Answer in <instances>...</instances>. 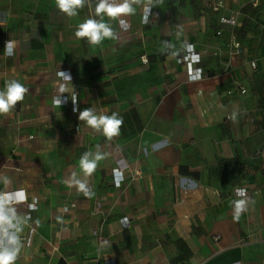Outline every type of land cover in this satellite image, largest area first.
<instances>
[{
    "label": "crops",
    "instance_id": "1",
    "mask_svg": "<svg viewBox=\"0 0 264 264\" xmlns=\"http://www.w3.org/2000/svg\"><path fill=\"white\" fill-rule=\"evenodd\" d=\"M251 1L225 0L217 13L201 0L134 5L105 16L115 38L93 46L75 31L99 19L95 0L73 17L55 0H0V90L10 79L29 90L0 114V176L10 179L0 191L36 200L32 211L14 205L27 217L15 264H264V0ZM234 11L242 52L228 56L230 28L218 21ZM187 45L198 81L178 61ZM234 80L245 94H226ZM86 107L119 112L120 134L80 122L74 109ZM86 151L105 154L90 196L68 183ZM237 188L249 200L238 219Z\"/></svg>",
    "mask_w": 264,
    "mask_h": 264
},
{
    "label": "clouds",
    "instance_id": "2",
    "mask_svg": "<svg viewBox=\"0 0 264 264\" xmlns=\"http://www.w3.org/2000/svg\"><path fill=\"white\" fill-rule=\"evenodd\" d=\"M88 3L90 0H55L57 10L68 17L78 15V10ZM161 3L163 0H95V15L99 19H85L78 25L75 36L77 39H86L89 45H100L105 39L115 38L113 27L104 21L105 16L115 20L121 16L135 14L134 5H143L145 11H150ZM12 45L13 42L8 41L5 51H11ZM57 75L71 82V75L68 72L59 71ZM28 91V88L17 79L7 80L4 88L0 90V114L9 113L18 102L24 100ZM72 101L75 103L76 99L73 98ZM54 103L60 106L61 97L56 98ZM74 111H79L80 122H85L87 126L101 132L109 140L120 134L123 117L119 112L114 111L111 115H107L97 113L92 107H86L82 111L74 109ZM104 158L105 154L100 151L84 152L79 160V168L83 175L78 176L73 173L68 181L69 186H75L85 196H90L88 178L96 171L99 161ZM0 182L7 185L10 179L7 176H0ZM236 194L240 198L233 201V210L234 217L238 219L241 213L247 211L249 200L245 198L246 190L243 188H237ZM15 203H17V194L0 191V264H15L22 247L20 233L27 217L18 214Z\"/></svg>",
    "mask_w": 264,
    "mask_h": 264
},
{
    "label": "built area",
    "instance_id": "3",
    "mask_svg": "<svg viewBox=\"0 0 264 264\" xmlns=\"http://www.w3.org/2000/svg\"><path fill=\"white\" fill-rule=\"evenodd\" d=\"M201 1H203L202 3L205 9L210 13H217L220 11V9L225 7V0H201ZM258 3H259V0L251 1L252 7H257ZM240 15L241 14L239 11H234V12H231V14L227 17L221 16L218 21V24L220 26H226L230 28L228 37L223 41L224 42L223 45L227 51L228 56H238L242 52L241 42L237 38L235 34V30H234L238 26V17ZM124 26L127 27L125 24ZM222 33H223L222 28L217 29L215 31L216 36H221ZM178 61L179 63L185 66L186 74L189 80L198 81L203 78L202 69L196 66L200 62V57L197 53L194 52L193 45H187L185 49V53L178 58ZM141 62L142 64H146L147 60L144 59V57H142ZM249 64H250L252 72H255L256 71L255 61L252 60L250 61ZM232 83H233V88L226 92L227 95H231L234 91L238 92L239 94L246 93L245 88L242 87L238 81L234 80L232 81ZM122 170L120 168H116L114 169V173H121ZM138 175H139V172L136 171L135 176H138ZM8 192L17 194V203H22V202L25 203L28 211H32L36 208V200L34 199L32 202H27L23 190L22 191L14 190V191H8ZM234 197H235V200L240 198L237 196L236 190L234 191ZM245 198H247V195ZM96 208L97 209L100 208L99 203H97ZM105 264H112V263L106 262Z\"/></svg>",
    "mask_w": 264,
    "mask_h": 264
}]
</instances>
